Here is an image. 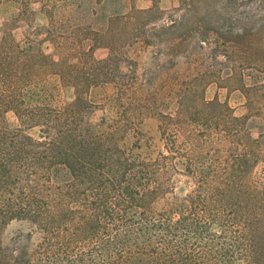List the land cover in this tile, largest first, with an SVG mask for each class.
<instances>
[{
    "label": "trees",
    "instance_id": "obj_1",
    "mask_svg": "<svg viewBox=\"0 0 264 264\" xmlns=\"http://www.w3.org/2000/svg\"><path fill=\"white\" fill-rule=\"evenodd\" d=\"M102 2L0 0L12 13L0 39V264H264V167L257 172L264 154L247 127L250 113L235 116L217 99L185 108L181 97L180 108L158 118L154 157L135 152L139 130L121 122L126 111L108 124L105 117L92 122L90 88L114 82L118 63L130 73L122 74L125 86L135 78L127 57L112 69L111 51L98 60L80 49L85 39L97 46L104 32L113 41L115 27L127 24L118 13L95 22ZM35 4L61 48L77 45L80 65L46 54L33 33L24 42L14 38L13 28ZM214 6L223 19L228 6ZM260 21L258 31L264 13ZM241 53L247 67L264 74V37ZM53 75L74 89L60 107L43 97ZM263 87L240 80L237 89L252 103L264 99ZM9 112L15 128L7 124ZM12 220L28 230L5 243Z\"/></svg>",
    "mask_w": 264,
    "mask_h": 264
},
{
    "label": "rangeland",
    "instance_id": "obj_2",
    "mask_svg": "<svg viewBox=\"0 0 264 264\" xmlns=\"http://www.w3.org/2000/svg\"><path fill=\"white\" fill-rule=\"evenodd\" d=\"M134 1L103 0L97 7V15L92 16L95 22H103L108 13L122 16L123 5L131 4L129 15L122 16L127 24L115 27L113 41L110 40L111 34L104 32L97 46L105 44L109 47L107 57L111 51L113 55L109 65L112 69L122 56L134 61L135 77L130 88L125 86L122 74L130 73L125 65L118 63L119 72H111L114 73V82L90 88L88 98L96 104L92 122L105 117L108 124L126 111L128 119L121 122L139 130V147L135 152L141 157H154L161 147L158 118L162 114L174 113L180 108L178 101L181 97H187L185 108L198 110L202 107L201 99H217L225 103L235 116L251 114L247 127L259 140L264 154V124L261 119L264 118V99L258 96L248 103L245 95L237 89L240 80L247 84H264V74L247 67L241 53L249 42L260 43L263 40L264 29H257L264 13V0H210L208 4L176 0V6L172 8L162 10L157 5L146 13L132 11ZM157 1L154 0L155 4ZM216 2L228 6L227 13L220 12L223 19H219L214 11ZM11 15V11L0 8V39L8 30ZM47 24V17L35 4L12 33L20 42L25 41L28 32L33 33L40 39L46 54L54 59L68 55L71 67L80 65L77 45L69 44V50L61 48L55 37L46 32ZM60 37L57 35L58 41ZM83 41L80 49L91 51L83 49ZM85 43L94 44V41L85 39ZM235 46L239 47L237 51H234ZM44 88L45 103L52 106H63L74 98V89L61 87L55 75L46 79ZM6 121L10 128L18 125L12 112L6 115ZM30 132L36 135L35 129ZM263 167L262 164L257 166L258 174ZM27 230L26 222L12 220L3 230V241L9 243L12 237Z\"/></svg>",
    "mask_w": 264,
    "mask_h": 264
},
{
    "label": "crops",
    "instance_id": "obj_3",
    "mask_svg": "<svg viewBox=\"0 0 264 264\" xmlns=\"http://www.w3.org/2000/svg\"><path fill=\"white\" fill-rule=\"evenodd\" d=\"M156 3L158 7L162 10H166L176 6V0H158ZM133 5L139 10H148L154 5V0H135ZM130 10L131 4L126 3L123 5V9L120 14L123 17H127L130 13ZM82 47L84 50H93V54L96 59H104L109 53V47L105 44L94 46L93 43H85L84 40L82 43Z\"/></svg>",
    "mask_w": 264,
    "mask_h": 264
}]
</instances>
